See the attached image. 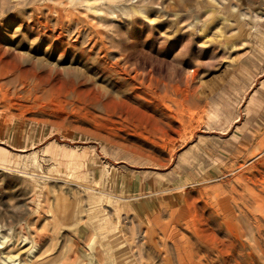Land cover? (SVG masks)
Instances as JSON below:
<instances>
[{"label":"rangeland","instance_id":"rangeland-1","mask_svg":"<svg viewBox=\"0 0 264 264\" xmlns=\"http://www.w3.org/2000/svg\"><path fill=\"white\" fill-rule=\"evenodd\" d=\"M3 52L0 264H264L216 216L264 189V0H0Z\"/></svg>","mask_w":264,"mask_h":264},{"label":"bare ground","instance_id":"bare-ground-1","mask_svg":"<svg viewBox=\"0 0 264 264\" xmlns=\"http://www.w3.org/2000/svg\"><path fill=\"white\" fill-rule=\"evenodd\" d=\"M5 54L4 52L0 55H3ZM118 61V60H117ZM112 65V64H111ZM113 67V65H112ZM125 69V68H124ZM137 72V71H136ZM4 71L0 72V75L3 74ZM9 73V72H8ZM135 73V71H134ZM134 73L133 76H134ZM5 75V74H3ZM9 75V74H8ZM136 75V74H135ZM138 75V74H137ZM123 76V75H122ZM125 76V75H124ZM130 76V75H129ZM142 77V76H141ZM131 78H134V77H131ZM136 78V76H135ZM129 79V78H127ZM150 79V77L148 78ZM147 79V80H148ZM157 80V79H156ZM185 80H187V78L185 77ZM129 81V80H128ZM141 82V79L139 80ZM132 82V81H131ZM147 84L149 85V83L147 82ZM165 84V82H164ZM133 85H135L133 83ZM162 85V84H161ZM147 86V85H146ZM176 86H177V83H176ZM136 87V86H135ZM140 87V86H139ZM178 87V86H177ZM150 88V87H149ZM179 89V88H177ZM166 90V89H165ZM187 90V89H186ZM167 91V90H166ZM159 93V92H158ZM165 93V92H164ZM179 93V92H178ZM186 96V95H185ZM184 96V98H186ZM194 108V107H193ZM192 109V108H191ZM200 110V109H199ZM195 113V112H194ZM203 116V115H202ZM201 117V116H200ZM198 130V129H197ZM193 133H194V129L191 130V131H187L186 129H183L182 130V133L180 134L179 132H177V134L180 136L179 140L181 142H186L187 140H189L192 136H193ZM166 134V133H165ZM256 139V138H255ZM164 140H167L169 141L170 139H167L164 137ZM257 140V139H256ZM264 143V134L259 138L258 142L256 143L255 145V151L253 153H255L256 151H258L260 148H261V144ZM182 144V143H180ZM264 145V144H263ZM263 148V147H262ZM250 148H248L249 150ZM243 150V149H242ZM173 151L174 149L171 150V153L169 155V160L167 162V164L170 162L171 160V157L173 155ZM225 151H227L225 149ZM228 152V151H227ZM251 152V151H250ZM259 152V151H258ZM261 153V152H259ZM259 166V165H258ZM261 168V167H260ZM240 170V168H239ZM241 172V171H240ZM243 176V175H242ZM239 178V176H238ZM264 178V177H263ZM243 179V178H242ZM251 179V178H250ZM259 179V178H258ZM238 180V179H237ZM252 180V179H251ZM242 182V181H241ZM244 186H245V189H244V195H240L239 197V203L235 200H232L231 202H233V206H229L228 203H226V201L224 200V203L220 206L219 208V213L216 214L217 218H218V227L220 228V231H224L225 233V236L227 238H229L227 236V233L228 234H233L235 236H237L239 234L242 233V226L249 229L250 232H253L252 233V240H251V243H248L246 242L245 244V249H250L252 250V255H254L253 253L255 252H259L260 255H261V258L262 260L264 261V251L260 248V240H264V189L263 191L260 190L258 192H256L254 189L250 188L249 185L245 184L244 182ZM237 188V187H236ZM260 188V187H259ZM223 193V192H222ZM220 196V194H219ZM217 205V204H216ZM5 227L6 225L4 224H1L0 223V232H4L5 231ZM167 227V226H166ZM12 228V227H11ZM19 229V228H18ZM173 230V229H172ZM10 231V230H9ZM17 231V230H16ZM28 231H30L28 229ZM79 231V230H78ZM82 231V230H81ZM156 231V230H155ZM15 232V231H13ZM202 232V231H201ZM30 234V233H29ZM85 234V233H84ZM203 234L205 236V231H203ZM18 235V234H17ZM174 235V233H173ZM28 235H26L27 237ZM172 236V235H171ZM25 237V235H24ZM43 237V236H42ZM195 237H199V236H195ZM22 238V237H21ZM204 238V237H203ZM1 239H6L4 237H2ZM23 240L22 241H16L15 242V245L13 244H8L9 241H4V242H1L0 244L3 246L2 248L3 249H6L8 248V246H12L13 248L19 246V245H25V238H22ZM30 239V238H29ZM155 239V238H154ZM164 239V238H163ZM202 239V238H201ZM32 240V238H31ZM30 240V241H31ZM40 241V239H37V241ZM165 240V239H164ZM176 240V239H175ZM148 241V240H147ZM177 241V240H176ZM179 241V240H178ZM166 242V241H164ZM12 243V242H11ZM29 243V241H28ZM8 244V245H7ZM39 244V243H38ZM145 244V243H144ZM146 244H149L148 242H146ZM163 244V243H162ZM197 244H202V241H198V242H195L191 245H188L187 248H188V251H184V248L180 247L178 243H173L172 244V247L174 249V251L176 252L177 255H184V257L186 259H183L181 260V263L182 264H199V263H196L194 262L193 260V251L195 252H198L200 248H196L197 247ZM204 244V242H203ZM165 245V244H164ZM162 245V246H164ZM149 246V245H148ZM165 247V246H164ZM163 247V248H164ZM199 247V246H198ZM203 247V246H202ZM205 248L208 247V249H206L208 252V254L210 252H214L215 253V257L214 259L216 258V262L218 264H240L239 263V259H242V258H239L238 260H236L234 257L230 258L229 259V256L231 255L228 250V246L224 247L223 245V241H220L218 239H215L213 237L210 238V242L209 244H207V247L204 246ZM262 247V246H261ZM111 248V247H110ZM162 248V249H163ZM167 249V248H166ZM10 249H8L7 252H9ZM164 251V249H163ZM154 252V250L152 251ZM202 252V251H200ZM155 253V252H154ZM164 253V252H163ZM168 253V252H167ZM8 254V253H7ZM188 254V255H187ZM204 254V253H203ZM35 255V254H34ZM88 255V254H87ZM77 256V255H76ZM165 256H166V253H165ZM199 256H201L199 254ZM198 256V257H199ZM204 256V255H203ZM209 256V255H208ZM211 256V255H210ZM247 257L250 256L249 254L246 255ZM197 257V258H198ZM205 257V256H204ZM203 257V258H204ZM49 258V257H48ZM73 258V257H72ZM71 258V259H72ZM196 258V259H197ZM209 258V257H208ZM256 258V257H255ZM9 260L12 262L15 261V259H13L12 257L10 256H7L3 258V261L5 260ZM45 259V258H44ZM205 259V258H204ZM257 259V258H256ZM46 260V259H45ZM45 260H36L33 256L29 258V260L27 259L26 260H23L22 264H45ZM78 260V259H77ZM210 260V259H209ZM48 261V260H47ZM206 261V260H205ZM212 261V260H210ZM66 262V261H65ZM78 262V261H77ZM76 262V263H77ZM209 264V262H207ZM212 263V262H211ZM260 263V262H259ZM264 263V262H263ZM78 264V263H77ZM204 264V262H203Z\"/></svg>","mask_w":264,"mask_h":264}]
</instances>
